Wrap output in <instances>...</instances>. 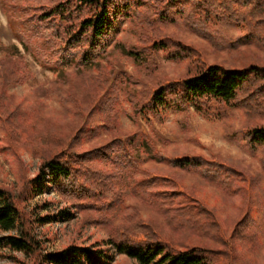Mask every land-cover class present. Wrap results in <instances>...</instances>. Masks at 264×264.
I'll return each instance as SVG.
<instances>
[{"label": "trees", "instance_id": "trees-1", "mask_svg": "<svg viewBox=\"0 0 264 264\" xmlns=\"http://www.w3.org/2000/svg\"><path fill=\"white\" fill-rule=\"evenodd\" d=\"M131 2L150 7L156 17L148 24L149 32L139 35L138 50L132 55L161 51L172 62H188L180 78L153 85L142 83L140 90L129 96L137 113L192 106L211 115L212 108L223 113L241 103L249 115L264 112L263 65L207 64L197 50L153 25L175 14L195 36L230 53L242 42L264 45V0H1L8 18L15 20L14 15L18 16L19 43L36 60L59 70V74L64 68L76 74L95 68L98 71L94 81L105 88L101 97L97 93L91 95L83 101L85 106L72 98L63 108L75 118L76 123L68 131L71 134L55 133L52 126L37 130L33 138L37 148L33 144L32 149L41 157V164L26 187L30 194L40 195L50 184L74 210L88 212L92 223L107 228L109 237L105 242L107 249L71 245L59 252L42 254L29 229L31 222L24 218L12 194L0 187V249L35 255L45 264H111L110 251L136 264H224V255L230 258L232 249L216 250L218 243L205 244L202 238L216 235L222 245L230 246V242L234 244L249 233L253 225L249 214L256 202L255 185L249 183L248 174L228 161L168 153L145 137H141L139 145L143 149L140 159L136 146L140 138L119 134L118 90L114 83L109 86L108 74L99 65L107 57L111 34L116 24L126 18ZM211 20L242 24L246 33L240 40L227 42L213 29ZM0 67L4 81L2 100L9 96L8 85L23 83L25 77L11 58H2ZM16 107L13 101L5 107L0 101L1 123H16ZM93 110L100 123L88 132V148L79 152L76 146ZM243 136L248 150H264L263 123L246 128ZM42 149L51 153L44 155ZM201 187L211 189L215 197L226 201L222 217L197 196ZM127 199L149 210L151 216L139 218L137 207H123ZM71 216L70 211L61 209L36 216L34 221L46 224L67 221ZM196 221H201L202 231L194 229L187 236L192 237L195 232L198 243L175 237V230ZM218 251L220 255L215 253Z\"/></svg>", "mask_w": 264, "mask_h": 264}, {"label": "rangeland", "instance_id": "rangeland-1", "mask_svg": "<svg viewBox=\"0 0 264 264\" xmlns=\"http://www.w3.org/2000/svg\"><path fill=\"white\" fill-rule=\"evenodd\" d=\"M8 18L0 0V61L2 58L15 60L25 77L23 83H11L7 87L8 98L1 100L4 81L0 77V101L2 106L14 102L17 106L13 120L4 125L0 118V187L7 189L13 196L17 206L30 221L29 229L34 239L39 242L41 253L59 252L71 245L100 246L107 249L105 242L109 237L107 228L101 227L89 220L88 212L74 210L70 202L61 197L50 184L44 188L42 194L33 195L27 190V181L33 178L41 164V157L33 153L32 145L37 130L43 128L59 134H68L75 118L65 113L72 98L79 99L81 104L88 101L91 95L101 97L105 88H100L94 81L97 69H89L84 73L64 68L59 74L55 70L36 60L29 52L22 49L18 39L17 15ZM156 19L150 7L131 2L125 19L116 24L108 44V55L100 60V67L108 74V83L115 84L118 90L120 117L118 119L119 134L137 135L136 146L145 137L157 149L164 148L172 154L197 155L205 159L228 161L237 169L249 175V183L255 185L253 199L256 202L250 210L253 225L243 239L230 246L222 245L216 235H205V244L216 242V250L232 249L231 257L224 255L232 264H264V150L250 151L247 149L243 130L252 125L264 124V112L251 115L246 113L242 103L238 107L227 109L219 113L212 108L211 115H204L192 106L162 107L157 112L145 111L137 113L130 102L129 96L140 90L141 84L157 83L160 80L180 78L186 71L188 62H172L163 52L132 55L138 50V37L145 31L149 32V23ZM213 29L227 42H235L244 36L245 28L242 24L225 23L211 20ZM155 27L167 35L181 40L184 45L198 51L205 63L223 64L225 66H247L258 64L264 66V45L248 44L227 53L208 44L205 40L195 36L183 21L175 14L167 20L153 23ZM1 70V67H0ZM1 76V71H0ZM108 88V85H106ZM238 100H241L239 95ZM241 102V101H239ZM85 106V104H84ZM13 111V112H14ZM13 112L11 114H13ZM10 114V112L8 113ZM7 114V115H8ZM6 115V117H7ZM92 117L85 123L83 137L76 146L77 151L88 148L86 138L88 132L99 125L97 112L93 110ZM10 117V116H9ZM8 117V118H9ZM14 133H11V130ZM71 131V130H70ZM71 134V133H70ZM124 140V139H123ZM37 148V145L34 144ZM49 146V145H48ZM47 148V147H45ZM142 148L139 147L138 157L143 158ZM47 155L51 150L42 149ZM206 190V192H204ZM127 190L124 193L127 194ZM197 196L204 199L218 217L223 215L226 201L215 197L209 188H198ZM47 204V207H44ZM132 205L137 207L139 218L147 219L151 212L138 205L134 200L127 199L123 207ZM61 209L72 213L67 221H56L46 224H36V216L53 214ZM232 209V208H231ZM221 219V218H220ZM201 221L190 222L180 230H175V237L186 243H198L194 236H187L191 230L201 232ZM219 232V231H217ZM201 242V239H200ZM113 259L111 264H136L134 261L110 251ZM221 254L220 251L215 252ZM219 255L216 256L219 258ZM231 259V260H230ZM0 264H45L38 256L24 255L0 249Z\"/></svg>", "mask_w": 264, "mask_h": 264}]
</instances>
